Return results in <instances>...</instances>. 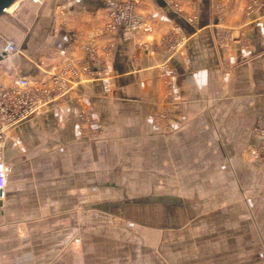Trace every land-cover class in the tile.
<instances>
[{
	"label": "crops",
	"instance_id": "1",
	"mask_svg": "<svg viewBox=\"0 0 264 264\" xmlns=\"http://www.w3.org/2000/svg\"><path fill=\"white\" fill-rule=\"evenodd\" d=\"M248 1L137 0L151 33L95 38L107 19L104 0H24L0 17V47L13 39L21 51L15 75L42 78L59 50L110 71L107 79L83 78L65 100L11 129L0 264H86L84 207L109 213L125 203L100 198L124 187L116 172L153 174L163 187L179 157H215L204 173L222 161L243 165L238 158L258 142L252 127L264 117V0L251 15ZM88 41L92 56L82 49ZM0 80L10 76L0 73ZM140 196L142 203L183 201L163 191Z\"/></svg>",
	"mask_w": 264,
	"mask_h": 264
},
{
	"label": "rangeland",
	"instance_id": "2",
	"mask_svg": "<svg viewBox=\"0 0 264 264\" xmlns=\"http://www.w3.org/2000/svg\"><path fill=\"white\" fill-rule=\"evenodd\" d=\"M165 117L158 120L169 128ZM252 131L258 142L234 168L222 161L204 173L215 157H193V163L179 157L177 170L165 172L163 187H155L153 174L146 180L136 171L132 177L116 172L124 187L102 190L106 196L100 198L125 203L111 205L109 213L84 207V263L264 264V117ZM100 133L95 123V139ZM156 191L176 193L184 202H141V194Z\"/></svg>",
	"mask_w": 264,
	"mask_h": 264
},
{
	"label": "built area",
	"instance_id": "3",
	"mask_svg": "<svg viewBox=\"0 0 264 264\" xmlns=\"http://www.w3.org/2000/svg\"><path fill=\"white\" fill-rule=\"evenodd\" d=\"M18 0L10 15L20 2ZM38 4L41 0H30ZM84 0H73L80 4ZM107 10V19L95 35L112 33L123 30L128 34H149L152 31V23L148 16L138 13L137 0H104ZM258 0H250L247 13H253ZM177 10L176 4L174 5ZM190 20V19H189ZM194 20V19H192ZM82 49L92 56L95 53V44L88 41L82 45ZM20 49L13 39H3L0 47V73L10 76L5 83L0 80V202L5 187L8 183L10 167L4 159L3 149L5 141L13 127L40 114L43 109L52 107L67 98L69 93L82 81L83 78L107 79L110 71L107 69H91L86 60L74 58L67 50L57 52L59 62L51 64L42 70L43 77L32 79L26 76L14 74L12 62L20 56ZM85 118V113H81ZM2 205L0 203V210Z\"/></svg>",
	"mask_w": 264,
	"mask_h": 264
},
{
	"label": "water",
	"instance_id": "4",
	"mask_svg": "<svg viewBox=\"0 0 264 264\" xmlns=\"http://www.w3.org/2000/svg\"><path fill=\"white\" fill-rule=\"evenodd\" d=\"M17 1L18 0H0V17L5 16L6 15L5 10L10 8Z\"/></svg>",
	"mask_w": 264,
	"mask_h": 264
},
{
	"label": "bare ground",
	"instance_id": "5",
	"mask_svg": "<svg viewBox=\"0 0 264 264\" xmlns=\"http://www.w3.org/2000/svg\"><path fill=\"white\" fill-rule=\"evenodd\" d=\"M16 4V3H15ZM15 4H13L10 8L7 9V12L10 11L11 8H13L15 6Z\"/></svg>",
	"mask_w": 264,
	"mask_h": 264
}]
</instances>
